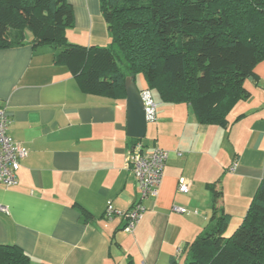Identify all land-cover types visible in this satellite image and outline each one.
Segmentation results:
<instances>
[{"label":"crops","instance_id":"0c3cea01","mask_svg":"<svg viewBox=\"0 0 264 264\" xmlns=\"http://www.w3.org/2000/svg\"><path fill=\"white\" fill-rule=\"evenodd\" d=\"M65 2L66 41L108 47L100 0ZM53 54L27 33L22 44L0 49L7 135L27 152L16 186H0V245L20 248L33 264H188L185 249L213 226V185L222 192L217 213L229 216L225 235L242 223L264 181V61L256 80L244 82L250 98L228 111L226 127L200 124L190 106L163 103L153 91L155 121L135 142L126 136L125 99L85 92ZM138 145L168 154L157 196L142 201L129 165ZM180 178L187 194L177 190ZM138 203L142 217L125 232V214Z\"/></svg>","mask_w":264,"mask_h":264},{"label":"trees","instance_id":"16d2710c","mask_svg":"<svg viewBox=\"0 0 264 264\" xmlns=\"http://www.w3.org/2000/svg\"><path fill=\"white\" fill-rule=\"evenodd\" d=\"M100 9L110 44L82 47L65 39V0H0V49L27 33L33 45L53 48L54 63L68 66L85 92L116 100L125 99V79L141 75L145 90L190 106L203 125L226 127L228 111L250 98L244 82L256 80L264 61V0H100ZM221 197L213 185V226L185 249L188 264H264V181L229 236V216L217 213ZM0 264L33 263L0 245Z\"/></svg>","mask_w":264,"mask_h":264},{"label":"built area","instance_id":"2783aa9c","mask_svg":"<svg viewBox=\"0 0 264 264\" xmlns=\"http://www.w3.org/2000/svg\"><path fill=\"white\" fill-rule=\"evenodd\" d=\"M140 97L144 105L145 120L147 123H153L156 104L152 94L149 90H143L140 92ZM8 126L9 120L5 108L0 107V186L12 188L17 184L16 173L19 170L20 161L26 157L27 152L7 135ZM167 157V152L160 149H154L151 153H144L141 145L132 149L129 165L136 179L141 201L157 196ZM177 190L182 194L189 192V186L184 179H179ZM174 210L185 213L184 209L174 208ZM0 211L6 213L3 207H0ZM143 211L144 207L138 203L125 214V232L130 233L133 230L135 223L141 219ZM104 213L107 220H110L114 214V209L109 202Z\"/></svg>","mask_w":264,"mask_h":264},{"label":"water","instance_id":"95a60500","mask_svg":"<svg viewBox=\"0 0 264 264\" xmlns=\"http://www.w3.org/2000/svg\"><path fill=\"white\" fill-rule=\"evenodd\" d=\"M248 80H251V78H248ZM124 88L126 95V136L141 141L146 134L147 122L140 92L134 84L133 77L125 79Z\"/></svg>","mask_w":264,"mask_h":264},{"label":"rangeland","instance_id":"374dc122","mask_svg":"<svg viewBox=\"0 0 264 264\" xmlns=\"http://www.w3.org/2000/svg\"><path fill=\"white\" fill-rule=\"evenodd\" d=\"M136 78H138V80H137V88L139 90H141L142 89L141 85H144L145 84V80L143 79V77L141 75L137 76ZM156 99L157 98H155V101H156Z\"/></svg>","mask_w":264,"mask_h":264}]
</instances>
